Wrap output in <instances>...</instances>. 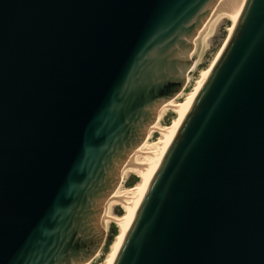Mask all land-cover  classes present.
Segmentation results:
<instances>
[{"label": "water", "instance_id": "obj_1", "mask_svg": "<svg viewBox=\"0 0 264 264\" xmlns=\"http://www.w3.org/2000/svg\"><path fill=\"white\" fill-rule=\"evenodd\" d=\"M217 2L0 0V264L97 252ZM112 264H264V0L244 1Z\"/></svg>", "mask_w": 264, "mask_h": 264}, {"label": "bare ground", "instance_id": "obj_2", "mask_svg": "<svg viewBox=\"0 0 264 264\" xmlns=\"http://www.w3.org/2000/svg\"><path fill=\"white\" fill-rule=\"evenodd\" d=\"M245 0H218L217 4L213 7L211 10L209 16L205 20V22L202 24L200 29L197 31L195 37L193 38L192 48L196 47L197 57L199 60V57L201 55L202 45H203V37L208 33L209 27L211 23H213L216 19L220 18L221 16H224L228 20L231 21V26L229 28V33H231L237 18L240 14V11L243 7V3ZM209 26V27H208ZM208 27V28H207ZM206 29H208L206 31ZM230 35V34H229ZM229 37V36H228ZM227 41V40H226ZM226 43V42H225ZM225 45V44H224ZM224 47V46H223ZM191 48V49H192ZM223 49V48H222ZM222 51V50H221ZM220 51V52H221ZM191 52V50H190ZM189 52V54H190ZM188 54V57H189ZM219 56V55H218ZM218 58V57H217ZM210 65V67L203 71L200 74L199 79L195 82L194 88L191 90V92L187 95L184 102L178 104L175 103L174 99L175 97L182 91L184 88V85L186 84L187 80H189V77L183 84L181 90L173 96L171 99H169L158 111L155 120L152 123V126L150 128L149 133L145 136L143 141L131 152V154L128 156L127 160L123 164L120 170V180L116 188L112 191L110 194L107 207L104 213V230L105 225L108 219H113V221L119 225V233L116 236L115 241L110 247V251L107 255L106 261L104 264H112L115 256L117 254V251L120 247V244L123 240V237L133 219V216L137 210V207L144 195V192L147 188V185L149 181L151 180V177L153 176L161 158L163 157L168 145L170 144L175 132L177 131L182 119L184 118L185 114L187 113L193 99L195 98L196 94L198 93L201 85L203 84L204 80L206 79L207 75L209 74L211 68L213 67L215 61ZM165 110H174L178 113V118L174 120L172 123V126L170 127H158V121L160 120V117L162 116L163 112ZM159 132L161 133V136H163V139L160 138L156 143L148 144V140L152 133ZM139 156H143L142 160H139ZM125 172H131L135 174L139 179L140 182L138 185L134 188H130L125 192V194H119L118 195V187L121 184L122 176ZM111 203H116V205H119L123 211L125 212V215L122 217H114V218H108V208H110ZM106 233V230H105ZM104 242V239H103ZM102 242V244H103ZM101 246L97 250V252L86 262L83 264H89V261H92L95 256L100 251Z\"/></svg>", "mask_w": 264, "mask_h": 264}, {"label": "rangeland", "instance_id": "obj_3", "mask_svg": "<svg viewBox=\"0 0 264 264\" xmlns=\"http://www.w3.org/2000/svg\"><path fill=\"white\" fill-rule=\"evenodd\" d=\"M231 21L221 16L220 18L216 19L213 23L210 24L208 33L203 37V45H202V52L199 57L200 62L193 70L192 74L190 75L189 80H187L186 84L182 91L175 97V103H182L186 99L187 95L191 92V90L195 86V82L199 79L200 74L203 71H206L210 65L214 62V60L220 54L228 36H229V28L231 26ZM207 27V28H208ZM178 118V113L174 110H165L158 121V127H170L172 126V122ZM162 138L161 133L154 132L151 134L148 144L156 143L158 139ZM143 156H139V160H142ZM140 179L131 172H125L122 176L121 184L118 187V195L125 194L127 190L132 187H136ZM110 208H108V218L114 217H122L125 215L123 209L116 205V203H111ZM106 233L104 235V242L98 254L92 261H89V264H104L107 258V255L110 251V247L116 239V236L119 233V225H117L113 219H108L105 225Z\"/></svg>", "mask_w": 264, "mask_h": 264}]
</instances>
